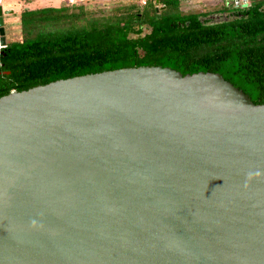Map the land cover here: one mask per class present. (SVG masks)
I'll use <instances>...</instances> for the list:
<instances>
[{
	"label": "water",
	"instance_id": "95a60500",
	"mask_svg": "<svg viewBox=\"0 0 264 264\" xmlns=\"http://www.w3.org/2000/svg\"><path fill=\"white\" fill-rule=\"evenodd\" d=\"M0 264H264V103L162 66L0 97Z\"/></svg>",
	"mask_w": 264,
	"mask_h": 264
},
{
	"label": "trees",
	"instance_id": "16d2710c",
	"mask_svg": "<svg viewBox=\"0 0 264 264\" xmlns=\"http://www.w3.org/2000/svg\"><path fill=\"white\" fill-rule=\"evenodd\" d=\"M157 1L62 0L23 9L21 38L0 47V97L59 79L162 66L219 73L264 103V0L225 3L220 20L215 12H184L182 0Z\"/></svg>",
	"mask_w": 264,
	"mask_h": 264
},
{
	"label": "rangeland",
	"instance_id": "374dc122",
	"mask_svg": "<svg viewBox=\"0 0 264 264\" xmlns=\"http://www.w3.org/2000/svg\"><path fill=\"white\" fill-rule=\"evenodd\" d=\"M0 0V6L3 10H13L12 13L4 15L6 40L7 43L19 40L21 38V29L19 24L20 12L26 7L38 8L44 5H57L60 0H48L41 2L39 0ZM53 1V2H52ZM226 0H182L184 12H218L224 6ZM209 2V3H208ZM33 3V4H30ZM30 4V5H29ZM214 19L220 20L221 17L213 15Z\"/></svg>",
	"mask_w": 264,
	"mask_h": 264
},
{
	"label": "built area",
	"instance_id": "2783aa9c",
	"mask_svg": "<svg viewBox=\"0 0 264 264\" xmlns=\"http://www.w3.org/2000/svg\"><path fill=\"white\" fill-rule=\"evenodd\" d=\"M69 3L74 4L84 0H67ZM101 3H111V2H120V1H137L140 6H146L149 2H155L157 0H93ZM229 4L236 6H244L248 3L249 0H226Z\"/></svg>",
	"mask_w": 264,
	"mask_h": 264
},
{
	"label": "crops",
	"instance_id": "0c3cea01",
	"mask_svg": "<svg viewBox=\"0 0 264 264\" xmlns=\"http://www.w3.org/2000/svg\"><path fill=\"white\" fill-rule=\"evenodd\" d=\"M35 1V0H34ZM34 1H32L33 3H34ZM39 1H41V2H44V1H48V0H39ZM55 1H57V0H55ZM60 1H62V0H60ZM206 1H209V0H206ZM53 2V1H52ZM33 3H30V4H33ZM209 3V2H208ZM225 3H228L227 1H225ZM29 4V5H30ZM59 3H57V5H58ZM45 6H52V5H44V6H41V7H45ZM26 8H29V7H26ZM39 8V7H38ZM29 9H34V8H29Z\"/></svg>",
	"mask_w": 264,
	"mask_h": 264
},
{
	"label": "flooded vegetation",
	"instance_id": "af4514ba",
	"mask_svg": "<svg viewBox=\"0 0 264 264\" xmlns=\"http://www.w3.org/2000/svg\"><path fill=\"white\" fill-rule=\"evenodd\" d=\"M227 4H229V3H227ZM234 6H236V5H234ZM221 14H223V12H222ZM214 15H217V16L221 17V16H220V13H218V12H216ZM212 18L214 19V16H212ZM216 20H217V19H216Z\"/></svg>",
	"mask_w": 264,
	"mask_h": 264
}]
</instances>
